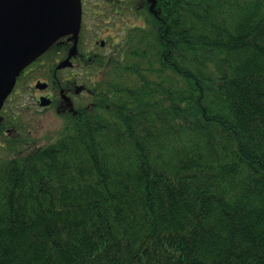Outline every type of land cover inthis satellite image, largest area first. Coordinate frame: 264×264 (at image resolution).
<instances>
[{
    "label": "trees",
    "instance_id": "16d2710c",
    "mask_svg": "<svg viewBox=\"0 0 264 264\" xmlns=\"http://www.w3.org/2000/svg\"><path fill=\"white\" fill-rule=\"evenodd\" d=\"M156 9L0 158V264H264V0Z\"/></svg>",
    "mask_w": 264,
    "mask_h": 264
},
{
    "label": "flooded vegetation",
    "instance_id": "af4514ba",
    "mask_svg": "<svg viewBox=\"0 0 264 264\" xmlns=\"http://www.w3.org/2000/svg\"><path fill=\"white\" fill-rule=\"evenodd\" d=\"M149 5L148 0H80L81 19L76 52L70 58L71 65L57 68V65L68 57L74 44L72 34H67L25 67L0 110V140L6 137V140L31 148L43 144L42 140L53 137L62 126L65 115L74 110L76 87L82 84L81 82L86 85L96 81L98 63L106 61L120 49V44L131 26L141 24L144 17H147V12L158 15V12L155 15L149 10ZM52 49H57L58 55L51 57L53 60L50 61L47 54L51 53ZM37 69L40 70L41 77L34 78L32 73ZM76 69L83 70V73L79 75L73 72ZM63 71L69 73L63 76ZM38 81L46 82L47 85L42 89L37 88L35 84ZM21 85H26L31 93L32 103L26 107L29 113H33L30 118L36 119L50 112L61 120L57 128L45 132L48 135H43L41 140L23 134L25 127L16 120L19 111L7 113L6 104L11 100L10 97L19 91ZM41 97L49 99L50 103L41 105ZM22 106L24 105H20ZM26 126L28 129L25 132L29 133L32 127L30 121H27ZM0 146H3L1 141Z\"/></svg>",
    "mask_w": 264,
    "mask_h": 264
},
{
    "label": "water",
    "instance_id": "95a60500",
    "mask_svg": "<svg viewBox=\"0 0 264 264\" xmlns=\"http://www.w3.org/2000/svg\"><path fill=\"white\" fill-rule=\"evenodd\" d=\"M148 1L157 15L156 0ZM80 19V0H0V110L24 68L67 34L74 44L57 68L71 65ZM46 85L35 84L41 89ZM40 103L48 105L50 100L41 97Z\"/></svg>",
    "mask_w": 264,
    "mask_h": 264
},
{
    "label": "rangeland",
    "instance_id": "374dc122",
    "mask_svg": "<svg viewBox=\"0 0 264 264\" xmlns=\"http://www.w3.org/2000/svg\"><path fill=\"white\" fill-rule=\"evenodd\" d=\"M73 72L78 73L81 75L83 73V70L76 69L73 70ZM63 76L68 74V71H63ZM97 78L101 74V68L97 66ZM86 75V74H85ZM89 75V73H87ZM41 76V75H39ZM45 76V75H44ZM35 78V77H34ZM84 84L83 82H81ZM10 101L6 104L7 107V113L13 114L16 111H19L18 117L16 120L25 127L23 130V134L25 136H30L32 138L36 139H43V135L47 136L49 131H53L57 128V126L60 123V119L56 117V115H53L52 113H47L44 116H39L36 119L30 118L33 113H29V111L26 109V107L30 106L32 103V98H31V93L28 90L26 85H21L19 88V91L14 93L10 97ZM85 100V97L83 96L82 98L80 96L76 97V103ZM20 105H24L20 107ZM27 121H30L32 124V127L30 128V132L27 133L25 132L26 129H28ZM35 125V126H34ZM34 126V127H33ZM3 146H0V158H5L13 154L15 151H23L26 149V147L21 144L17 143L11 140H6V137H3V139L0 140ZM48 141L47 139L42 140V143H45Z\"/></svg>",
    "mask_w": 264,
    "mask_h": 264
}]
</instances>
